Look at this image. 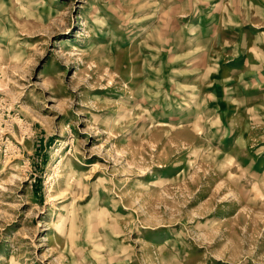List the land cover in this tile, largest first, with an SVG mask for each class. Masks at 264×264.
Wrapping results in <instances>:
<instances>
[{
    "label": "rangeland",
    "instance_id": "374dc122",
    "mask_svg": "<svg viewBox=\"0 0 264 264\" xmlns=\"http://www.w3.org/2000/svg\"><path fill=\"white\" fill-rule=\"evenodd\" d=\"M257 105L264 0H0V264H264Z\"/></svg>",
    "mask_w": 264,
    "mask_h": 264
},
{
    "label": "crops",
    "instance_id": "0c3cea01",
    "mask_svg": "<svg viewBox=\"0 0 264 264\" xmlns=\"http://www.w3.org/2000/svg\"><path fill=\"white\" fill-rule=\"evenodd\" d=\"M194 14H195V11H194ZM251 26V24H250ZM235 61V60H234ZM239 61H236V63H238ZM236 63H234V65H236ZM258 109H261V108H264V105H257L256 106Z\"/></svg>",
    "mask_w": 264,
    "mask_h": 264
}]
</instances>
